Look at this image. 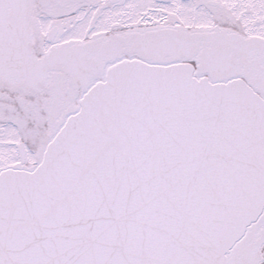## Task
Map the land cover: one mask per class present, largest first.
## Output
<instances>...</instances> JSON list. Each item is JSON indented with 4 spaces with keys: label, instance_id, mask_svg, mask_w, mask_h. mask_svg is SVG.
Masks as SVG:
<instances>
[{
    "label": "snow or ice",
    "instance_id": "1",
    "mask_svg": "<svg viewBox=\"0 0 264 264\" xmlns=\"http://www.w3.org/2000/svg\"><path fill=\"white\" fill-rule=\"evenodd\" d=\"M0 264H264V0H0Z\"/></svg>",
    "mask_w": 264,
    "mask_h": 264
}]
</instances>
